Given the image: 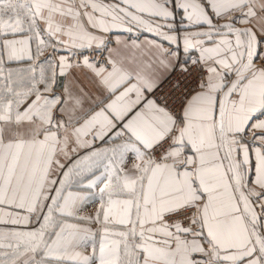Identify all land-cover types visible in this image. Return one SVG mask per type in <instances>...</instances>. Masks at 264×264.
<instances>
[{
    "label": "snow or ice",
    "instance_id": "6c2138e0",
    "mask_svg": "<svg viewBox=\"0 0 264 264\" xmlns=\"http://www.w3.org/2000/svg\"><path fill=\"white\" fill-rule=\"evenodd\" d=\"M0 264H264V0H0Z\"/></svg>",
    "mask_w": 264,
    "mask_h": 264
},
{
    "label": "crops",
    "instance_id": "0c3cea01",
    "mask_svg": "<svg viewBox=\"0 0 264 264\" xmlns=\"http://www.w3.org/2000/svg\"><path fill=\"white\" fill-rule=\"evenodd\" d=\"M86 211H91V209H87Z\"/></svg>",
    "mask_w": 264,
    "mask_h": 264
}]
</instances>
